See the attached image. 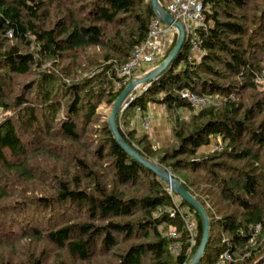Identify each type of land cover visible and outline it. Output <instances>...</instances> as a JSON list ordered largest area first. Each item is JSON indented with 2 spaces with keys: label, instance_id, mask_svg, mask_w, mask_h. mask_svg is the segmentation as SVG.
I'll return each instance as SVG.
<instances>
[{
  "label": "trees",
  "instance_id": "trees-1",
  "mask_svg": "<svg viewBox=\"0 0 264 264\" xmlns=\"http://www.w3.org/2000/svg\"><path fill=\"white\" fill-rule=\"evenodd\" d=\"M48 1L0 0V169L31 181L35 178L29 165L31 155L46 154L64 164L70 161L74 165L68 170L76 171L74 178H66L71 174L64 173L63 167L54 194L35 201V205L52 209L72 203L82 207L88 218L50 230L23 228L20 239L47 240L82 264H92L99 251L112 253L111 264H189L202 241L198 214L170 192L159 177L131 159L117 145L106 122L104 139L97 144L98 151H92L101 160L111 158L113 187L108 188L95 166L80 157L85 152L82 141L89 137L90 126L99 117V104L104 99L115 103L124 90L117 89V82L122 81L117 72L147 39L155 15L152 4L146 5L144 0ZM251 1L204 0L207 29L201 33L205 50L201 62L180 67L186 51L183 46L173 65L118 118L126 143L146 159L157 161L205 207L211 231L200 264H217L224 251L235 256L236 261L230 264H264V229L255 243L251 242L252 226L261 224L264 228V121L256 123L264 114V99L245 109L243 103L231 98L238 90L257 88L264 95L257 82V76L264 73V5ZM51 4H57L65 14L54 22L48 10ZM89 48L107 53L101 59L103 63L98 59L97 64L89 66L95 69L84 79L79 70L84 56L80 54ZM48 63L50 67L37 73L36 69ZM219 66L238 81L227 87L218 85L212 78L220 77ZM34 73L37 78L23 85L18 95L13 96L6 87L7 80ZM184 89L219 97L222 103L194 114L190 123L176 121V146L155 148L148 134L121 127V119L134 116L138 107L146 114L152 100L159 101L171 114L190 109L180 96ZM155 95L160 98H153ZM218 137L223 150L212 156L199 152ZM219 170L225 174H219ZM3 178L2 173V199L8 195ZM85 183L89 186L84 189ZM139 184L144 187L138 189ZM136 189L141 192L139 197L126 193ZM174 201L195 216L193 248L188 244L182 217L164 212L173 208ZM16 206L15 210L22 212L27 204L18 201ZM172 229L180 234L181 247L176 254L165 236ZM124 242L131 244L124 250L117 249Z\"/></svg>",
  "mask_w": 264,
  "mask_h": 264
},
{
  "label": "rangeland",
  "instance_id": "rangeland-1",
  "mask_svg": "<svg viewBox=\"0 0 264 264\" xmlns=\"http://www.w3.org/2000/svg\"><path fill=\"white\" fill-rule=\"evenodd\" d=\"M44 1L49 2L48 0H44ZM144 1L146 5L149 3L152 4L151 0H144ZM161 2L164 3V0H161ZM251 2L252 4L254 3V5L256 2H258L260 4V7L262 6V4L264 5V0H252ZM69 6L70 5H68L67 7ZM48 7L50 13V20L53 22L54 19L56 20L59 17L65 15L63 9L59 8L57 4H51ZM244 13L250 15L255 14L251 11H246ZM47 25L49 26L50 22ZM110 34H111L110 36L113 35L112 32H110ZM106 53L107 52L105 50H100L98 48H89L87 49V52L85 53L83 52L80 54V56H84L83 62L81 64L82 66L80 65V69H79L81 70L80 73L82 74L81 75L82 78L85 79L87 78V76H89V74H91V72L95 68L94 67L89 68V66L93 63L97 64L96 60L98 59L101 60ZM166 59L167 57L164 59V61ZM79 61L81 60L79 59ZM262 61H264V56L262 58ZM100 62H102V60ZM162 63L157 64L156 66L143 65L141 68L135 70L136 71L135 80L136 78L145 75L151 70L158 68L159 66L162 65ZM67 64L68 62H65L64 66H68ZM50 66L51 65H49L48 63L40 67L39 69H36V71L37 73L40 71L41 72L45 71V69H47ZM262 67L264 68V62L262 64ZM217 71L220 74V77H216L212 79H214V81H216L218 85L222 87H227L230 84H232L234 81H238L234 76L228 74V72H226L222 66H219L217 68ZM119 72H121V69L118 70L117 76ZM203 77L206 78V76L204 75ZM36 78L37 76L35 75V73L34 76L30 75L28 77H23V79L16 77L11 81L7 80L6 87L9 89V91L10 90L13 91L12 93L13 96H16L18 95L19 92L22 91L21 87L23 85L33 81ZM139 92L140 90L137 91L134 94V96L136 97ZM261 92L262 91L258 88L254 90L248 89V91L238 90L236 94L232 93L233 95L231 96V98L235 99L239 103H243L246 109L254 105L256 102H259L264 99L263 97L264 95ZM152 97L160 98L158 95ZM212 100H213L212 106L219 105L221 101L219 97L212 98ZM114 104L115 103L111 104L105 101V99L103 102L99 104V107L96 110V113L99 115V117H97L96 122L92 123V125L90 126L91 133L89 137L86 140L82 141L85 146L84 148L85 152H83V154L81 152L80 154L81 158H85V160H87L89 163L95 166L96 171L102 175L101 176L102 179H105V183L106 185H108V188H112L114 184L113 182L114 178H112V174H113L112 162H111L112 160L111 158L108 157L104 160H101L99 156L92 150L97 149L98 151L99 146H97V144H100V142H102L104 139L102 136L104 123L106 122L108 124V119L111 115L110 113L113 109ZM148 106L151 109L147 111L148 113L147 116L151 121V130L149 132L141 131L138 128L139 125L138 122L136 121V112L134 116L129 115L125 119H121L120 122L121 127L125 130L127 126L132 130L135 131L138 130V133H140L141 135L148 134L149 136L153 135V132L155 130L157 133L160 134L162 132H165L167 133L169 140L168 142L164 141L165 145H163L164 144L163 143L162 144L163 146L158 148L163 149L170 147V145L171 147L176 146V144L173 143L174 142L173 131L175 130L176 121L190 123L195 113L192 112L188 107H185L184 110L175 111L173 114H171V112H168L166 110V107L164 105H162L159 101L156 100H152L148 104ZM123 111L121 112V115ZM261 121H264V114L259 115V118L256 119V123H260ZM117 126L119 128L118 120H117ZM52 147L54 146H51V150L54 151V148ZM199 152L200 153L204 152L203 153L204 155H209V156H212L216 153L215 151H213L212 143L210 146L202 148ZM54 153L56 154V151ZM29 159H30L29 165H31L32 169L34 168L33 173L35 175V178L31 181L30 180L24 181L20 179V177H16L11 172L7 174L5 173L4 170L0 169V175L3 173V176L5 177V179L4 178L2 179V186L4 188L5 194H8L7 197L3 199L1 198L0 195V264H37L36 263L37 261L42 262L40 264H82L79 261H74L70 259L66 251H62V250L59 251L55 246L49 244L47 240L36 241L31 238L20 239L19 236L23 228L28 229V227H33V228H43L50 230L52 228L60 226L61 224H66L68 222L69 224L82 222V221H86L88 218V216L86 215V211L81 209L82 207H78L77 205H74L72 203L55 205L52 206V209L50 208L47 209L46 207H42V208L37 207L38 205H35V203L37 204V202L35 201L43 197H48V196L51 197L54 194L55 188L57 187L56 178L58 176L62 177L63 167L65 168L64 173L67 172L68 174V172H70L71 174L68 177L66 175V178H68L69 180H72L74 178V176L76 175V171L68 170V168L74 165L70 161L67 164L57 162L54 158L46 154L31 155ZM222 162H227L229 164H232L228 162L226 159H222ZM217 172L221 175L225 174L224 171L222 170H219ZM87 186H89L88 183H85V186L83 188L85 189L87 188ZM142 187L144 186L143 185L140 186L139 184L137 188L139 189ZM126 193L132 197L133 196L139 197V195H141L140 194L141 192L140 193L137 192V189L130 191L128 190ZM18 201L21 203L26 202L27 204V207L23 209L22 212H20L21 210L19 212L15 210L17 209L16 204L18 203ZM30 202H34V203H30ZM207 206L211 208V205L209 203H207ZM9 237L10 238L13 237L12 241L8 239ZM120 241L123 243V240L121 238ZM128 244L131 243L124 242V244L117 249L124 250L126 245ZM117 249H115V252H118ZM111 254L104 255L103 252L99 251L96 257H93L92 264H111L109 263L110 261H113V259L110 258Z\"/></svg>",
  "mask_w": 264,
  "mask_h": 264
},
{
  "label": "built area",
  "instance_id": "built-area-1",
  "mask_svg": "<svg viewBox=\"0 0 264 264\" xmlns=\"http://www.w3.org/2000/svg\"><path fill=\"white\" fill-rule=\"evenodd\" d=\"M165 11L169 13L173 19L184 28L185 42L183 46H186V53L183 55L180 61V67L186 66L187 64H199L205 54L204 47H202L201 33L207 29V16L205 15L204 0H164L161 2ZM147 39L141 43L135 50V53L131 59L124 65L121 72L118 74V78L122 81L117 82V89L126 88L129 83L135 80V70L141 68L143 65L156 66L164 61L173 46L178 40L179 32L173 26H169L154 15L151 20V24L148 31ZM183 48V47H182ZM183 53V49H182ZM257 82L259 86L264 90V73L257 76ZM149 85L140 86L136 89L134 94L140 90L138 95L145 92ZM132 94L128 100L132 104L137 96ZM180 96L185 100L190 107V110L195 114L201 112V110L208 108L213 105L212 98L205 95H198L189 89H184L180 92ZM125 104L124 109L127 107ZM136 121L138 122L139 128L144 132L151 130V121L147 115H145L141 108L136 109ZM213 151L218 152L223 149V143L221 138L213 139L211 141ZM164 212L170 214L171 217L180 215L185 224V229L188 233V244L190 248L196 245L195 235L197 224L195 216L190 212L189 209L181 207L177 201L173 202L172 209H165ZM261 224L252 226L251 230V242L255 243L256 237L263 231ZM168 241L172 242L171 251L172 253H178L181 247V243L178 240L180 234L175 230L169 231L165 234ZM235 256L229 251H224L217 260V264H230L235 262Z\"/></svg>",
  "mask_w": 264,
  "mask_h": 264
},
{
  "label": "water",
  "instance_id": "water-1",
  "mask_svg": "<svg viewBox=\"0 0 264 264\" xmlns=\"http://www.w3.org/2000/svg\"><path fill=\"white\" fill-rule=\"evenodd\" d=\"M153 11L155 16L159 17L163 23L173 26L179 32L178 40L175 43L172 51L167 56V59L162 63L161 66L151 70L145 75L136 78V80L129 83V85L121 91L119 95V99L115 102L113 109L111 111V115L108 119L109 130L113 134L114 140L117 145L121 147L134 161L139 162L143 165L147 170L151 173L159 177V179L166 184L169 188L170 192H173L180 200L189 205L194 211L198 214L201 224L203 227L201 243L194 254V257L189 262V264H200L204 258L205 252L210 242V231H211V223L208 216V213L203 208L200 202L196 199V197L185 189V187L181 184V182L176 179L172 174H170L165 168H163L156 161H151L143 157L139 152H137L133 147L129 146L124 140L118 126L117 120L121 116V112L124 109L125 104L130 106L129 97L134 94L136 89L140 86H146L152 83V81L156 80L159 76H161L168 68L173 65V62L176 61L181 53L182 47L185 42V32L183 26L177 23L172 16L169 15L167 11H165L164 7L161 4V0H151ZM126 106V107H127Z\"/></svg>",
  "mask_w": 264,
  "mask_h": 264
},
{
  "label": "crops",
  "instance_id": "crops-1",
  "mask_svg": "<svg viewBox=\"0 0 264 264\" xmlns=\"http://www.w3.org/2000/svg\"><path fill=\"white\" fill-rule=\"evenodd\" d=\"M150 109V107L148 106V109L147 111ZM151 110V109H150ZM153 112V111H152ZM147 113V112H145ZM148 115V113L146 114ZM139 128V127H138ZM140 129V128H139ZM141 131H143L142 129H140ZM169 140V137L167 135V133L165 132H162L161 134L160 133H157L156 130L153 132V135H150V141H151V144L153 145V147L155 146V148H158V147H162L163 145H165L164 141H167L168 142ZM164 143V144H163ZM163 144V145H162ZM202 148H205V147H202Z\"/></svg>",
  "mask_w": 264,
  "mask_h": 264
}]
</instances>
